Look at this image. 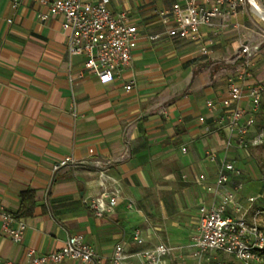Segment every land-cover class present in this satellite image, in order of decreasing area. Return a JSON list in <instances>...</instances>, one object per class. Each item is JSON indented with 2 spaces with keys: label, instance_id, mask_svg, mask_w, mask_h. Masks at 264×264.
<instances>
[{
  "label": "crops",
  "instance_id": "crops-1",
  "mask_svg": "<svg viewBox=\"0 0 264 264\" xmlns=\"http://www.w3.org/2000/svg\"><path fill=\"white\" fill-rule=\"evenodd\" d=\"M16 1L0 0V259L28 264L29 249L56 252L69 235H82L99 264H112L119 245L124 264H140L138 253L167 246L163 238L176 243L167 255L172 264H196V231L186 234L182 220L200 201L191 220L198 227L200 207L216 200L207 184L217 177L220 157L211 162L208 154H221L229 130L218 124L227 111L206 104L228 97L234 77L221 65L240 48L245 9L201 27L197 40L189 41L167 36L159 16L179 0H110V11L126 13L139 33L131 65L102 85L82 68L81 57L69 55L60 15L39 0ZM39 14L49 19L41 21ZM153 35L160 38L151 41ZM235 79L245 90L256 84ZM239 106L251 109L248 97ZM256 132L257 124L248 139ZM65 158L72 161L55 171ZM255 184H237L245 208ZM113 187L121 192L114 212L97 216L91 201ZM27 190L36 194L34 215L17 217ZM2 209L26 223L21 242L4 231ZM136 228L144 246L132 240Z\"/></svg>",
  "mask_w": 264,
  "mask_h": 264
},
{
  "label": "built area",
  "instance_id": "built-area-1",
  "mask_svg": "<svg viewBox=\"0 0 264 264\" xmlns=\"http://www.w3.org/2000/svg\"><path fill=\"white\" fill-rule=\"evenodd\" d=\"M16 1V0H15ZM41 4L62 17L61 27L68 34L67 51L70 56L83 59L82 68L90 71L102 85L111 84L121 72L131 65V49L137 39L139 29L130 22L126 13L113 14L109 9L110 0L94 3L90 0H39ZM248 0H179L170 11L160 12L159 16L166 27L165 33L173 39L196 41L199 29L203 26L213 27L218 18H226L244 9ZM18 6L17 1L14 8ZM41 21L49 19L47 14H39ZM11 23V20H9ZM160 35L149 36L156 41ZM247 48L242 52L247 53ZM203 53H207L204 49ZM74 81L70 78V83ZM133 84L126 86L132 89ZM263 88L258 84L245 90L239 83L229 85L228 97L220 101H208L210 109L220 108L227 113L219 120V126H227L229 138L225 149L233 147L234 139L239 147L262 146L264 148V130L261 129L252 139L248 134L256 126L260 111ZM248 97L251 109L239 106L241 100ZM204 123L205 118L201 117ZM211 162L217 156H208ZM65 158L55 165L59 170L71 162ZM242 170L233 162H222L216 179L207 184V191L214 194L216 200L212 206H201L198 228L192 237V257L196 264H227L218 258V254L230 256L241 264H263L264 230L255 219L248 218V210L242 208L238 201L240 185L230 193L228 188L232 179L240 177ZM104 182L107 176L101 171ZM104 185V184H103ZM264 187V182H263ZM121 196L120 189L113 187L94 198L90 206L93 212L103 217L112 214ZM250 203L255 197L248 198ZM3 229L15 243L22 241L27 229L26 223L15 218L9 212L1 210ZM133 242L145 245L142 230L136 228L132 233ZM170 249L165 244L145 248L138 253L140 264H166ZM28 264H60L70 259L77 264H99L100 257L96 250L85 244L82 235H69L65 245L56 252L40 254L34 249L26 252ZM127 255L123 246L115 248L110 257L112 264H124ZM0 264H16L2 261Z\"/></svg>",
  "mask_w": 264,
  "mask_h": 264
},
{
  "label": "rangeland",
  "instance_id": "rangeland-1",
  "mask_svg": "<svg viewBox=\"0 0 264 264\" xmlns=\"http://www.w3.org/2000/svg\"><path fill=\"white\" fill-rule=\"evenodd\" d=\"M255 1L257 5L264 10V0ZM244 9L245 17L240 28L242 31L238 34V38L242 39L240 48L235 55L230 58V63L221 65V67L225 68L232 78L234 77L231 83L241 80L235 79L236 75V77L238 76L245 80H252L254 83L261 86V88H263L261 105L264 108V17L254 12L252 4L249 1ZM245 47L248 50L247 53L242 52V49ZM256 124L257 132L255 134H258L264 126V111H259ZM210 155L220 157V164L222 162H233L241 168V176L234 177L230 188H228L230 193L234 192L237 184L241 182H243L245 186L251 182L256 183L254 188H250L249 190L251 191L250 195L253 194L252 196L255 197V201L250 203L246 197L244 201L248 204V207L245 208L242 202H240V205L242 208L248 210V218L257 220L264 230V148L262 146H252L250 144H248L247 147H239L236 145L229 149H225L224 147L221 154L211 151L208 156ZM199 204L200 201L194 200L191 203L192 207L190 208V213L187 215L185 214L187 221L182 220L183 222H187V225H184L186 234L191 231H196L198 228L195 226L194 221L191 220H196L194 212ZM163 242L167 244L170 251L175 250V248L172 247L176 246V243L166 238H163ZM217 256L227 264H241L230 256L224 254H218ZM166 261L167 264H172L174 259L172 256H168V258L166 257Z\"/></svg>",
  "mask_w": 264,
  "mask_h": 264
},
{
  "label": "trees",
  "instance_id": "trees-1",
  "mask_svg": "<svg viewBox=\"0 0 264 264\" xmlns=\"http://www.w3.org/2000/svg\"><path fill=\"white\" fill-rule=\"evenodd\" d=\"M263 109L261 105L260 111H264ZM262 129L264 130V126ZM35 195V192L32 190H27L20 194V208L17 217H32L34 215V209L37 204Z\"/></svg>",
  "mask_w": 264,
  "mask_h": 264
},
{
  "label": "bare ground",
  "instance_id": "bare-ground-1",
  "mask_svg": "<svg viewBox=\"0 0 264 264\" xmlns=\"http://www.w3.org/2000/svg\"><path fill=\"white\" fill-rule=\"evenodd\" d=\"M251 3H252V8H253L254 12L257 13L258 15L264 17V10L259 5H257L256 1L251 0Z\"/></svg>",
  "mask_w": 264,
  "mask_h": 264
},
{
  "label": "water",
  "instance_id": "water-1",
  "mask_svg": "<svg viewBox=\"0 0 264 264\" xmlns=\"http://www.w3.org/2000/svg\"><path fill=\"white\" fill-rule=\"evenodd\" d=\"M251 3V0H248ZM252 4V3H251Z\"/></svg>",
  "mask_w": 264,
  "mask_h": 264
}]
</instances>
